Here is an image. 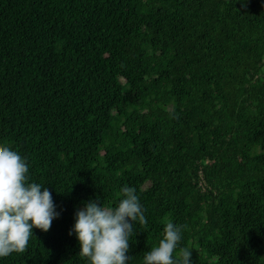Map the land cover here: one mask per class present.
<instances>
[{"label":"trees","instance_id":"16d2710c","mask_svg":"<svg viewBox=\"0 0 264 264\" xmlns=\"http://www.w3.org/2000/svg\"><path fill=\"white\" fill-rule=\"evenodd\" d=\"M0 145L60 213L0 264H89L75 213L125 185L128 264L167 220L192 264H264V0H0Z\"/></svg>","mask_w":264,"mask_h":264},{"label":"clouds","instance_id":"9594fccd","mask_svg":"<svg viewBox=\"0 0 264 264\" xmlns=\"http://www.w3.org/2000/svg\"><path fill=\"white\" fill-rule=\"evenodd\" d=\"M27 158L6 145H0V258L24 253L33 229L48 232L56 211L47 187L29 182ZM43 189V190H42ZM122 199L115 207L102 206L100 199L88 201L75 213L73 233L79 243V256L89 264H128L135 222L147 225L145 209L135 187L123 186ZM186 225L165 222L162 238L144 252L142 264H192L188 247H180ZM175 254V255H174Z\"/></svg>","mask_w":264,"mask_h":264}]
</instances>
